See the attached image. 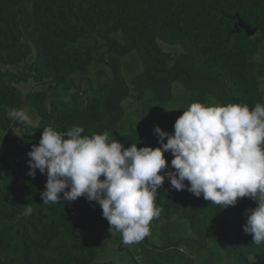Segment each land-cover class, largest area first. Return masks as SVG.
<instances>
[{
    "label": "trees",
    "instance_id": "16d2710c",
    "mask_svg": "<svg viewBox=\"0 0 264 264\" xmlns=\"http://www.w3.org/2000/svg\"><path fill=\"white\" fill-rule=\"evenodd\" d=\"M237 19L255 35L235 32ZM262 69L264 0H0V154L12 144L0 155V264H114L98 261L108 246L106 230L91 228L107 222L101 207L84 197L45 204L46 175H28L27 153L45 127L111 134L132 117L116 140L159 147L153 128L127 110L174 106L176 85L188 106L251 109L264 104ZM11 108L26 109L32 123L9 119ZM174 122L164 120L163 131L172 134ZM155 203L159 221L183 222L189 235H167L161 246L147 236L133 255L112 228L132 264H197L216 254L224 263L264 264V243L243 232L245 210L256 207L250 198L222 209L165 178Z\"/></svg>",
    "mask_w": 264,
    "mask_h": 264
},
{
    "label": "clouds",
    "instance_id": "9594fccd",
    "mask_svg": "<svg viewBox=\"0 0 264 264\" xmlns=\"http://www.w3.org/2000/svg\"><path fill=\"white\" fill-rule=\"evenodd\" d=\"M7 115L32 123L24 108L8 109ZM173 127L169 134L154 126L160 145L155 148L124 147L107 131L88 136L80 126L65 132L45 127L38 145L27 153L28 175L34 178L37 169L46 175L40 193L45 204L79 197L95 201L127 245L150 236V223L161 212L155 200L165 178L173 189L202 195L222 209L250 198L256 207L245 210L243 232L252 235L255 245L264 243V104L250 109L193 102ZM166 152L173 157L170 165ZM32 212L26 206L23 215Z\"/></svg>",
    "mask_w": 264,
    "mask_h": 264
},
{
    "label": "rangeland",
    "instance_id": "374dc122",
    "mask_svg": "<svg viewBox=\"0 0 264 264\" xmlns=\"http://www.w3.org/2000/svg\"><path fill=\"white\" fill-rule=\"evenodd\" d=\"M130 66H132V67L134 66L133 67L134 69L137 68V64H135L133 62H131ZM22 88L25 91L28 90V87L23 86ZM179 88L180 87L177 85L174 86L173 103H175V105L174 106L167 105L165 107H161L162 111L160 113H158L159 111H157L156 109L154 110L151 107H149L147 105V103H144V104L139 105V106L138 105L134 106L130 110H127V113L130 116H133V115L136 116L141 121V123L142 122L146 123V124L150 125L152 128H154L155 125H158L161 128V130H163L164 120H168V122H173L180 115H182L183 110H186L188 108L187 101L184 100V97L179 98V97H181L180 93H178V91L181 92L179 90ZM183 96H184V94H183ZM158 110H160V109H158ZM157 119H158V121H156ZM134 123H136V122L133 120L132 117L126 118L123 125L119 129L112 132L110 134V136L113 135L115 139L118 138L119 136L123 135L124 133H127L132 128V125H134ZM13 134H14V136H16L18 134V131L15 130L13 132ZM11 146H12V144L8 143V146H7L8 149L7 150L10 151V149H12ZM9 151H7L6 154H4V155H1V154L0 155L2 157H4V156L7 157ZM99 214L102 216V209L101 208L99 209ZM180 225H181V223L177 222L176 220H172L170 222H162V221H159L157 218L153 219L150 223V232H151L150 241H151V243H153V244L156 243L157 245H159L160 241L163 239V235L165 232H167V233L172 232L173 236H176L174 234L175 230L173 228L176 226L180 227ZM91 228H93L94 230H98V229L106 230L105 231V234H106L105 240L107 241L108 246L105 250H103L99 253V255H98V261L99 262H111L114 264H132V262L130 261V259L126 255V252L117 251L119 248L118 244L120 243L121 239L119 237H117L115 232L112 231V228H110L108 221L104 222V223H94V224H92ZM188 232L189 231L187 230L186 235L185 236L182 235L181 237L188 236L189 235ZM93 237L94 236L92 235V238ZM124 246L127 247L133 255L136 254V248L133 244L132 245L125 244ZM210 250H211V247L209 246L204 254L205 255L208 254V252ZM202 261L204 262L205 259L201 260V262ZM208 264H226V263H224L222 260H220V255L216 254L213 261H211V263H208Z\"/></svg>",
    "mask_w": 264,
    "mask_h": 264
},
{
    "label": "crops",
    "instance_id": "0c3cea01",
    "mask_svg": "<svg viewBox=\"0 0 264 264\" xmlns=\"http://www.w3.org/2000/svg\"><path fill=\"white\" fill-rule=\"evenodd\" d=\"M260 73H259V75H261V76H259L260 78L261 77H263L264 78V69H262V70H260L259 71ZM156 219V218H155ZM179 223H181V225H180V227H178V226H176V227H174L173 229L175 230V232H174V234L176 235L175 237H177V236H185L186 235V232H187V230H188V227L186 226V224H184L183 222H179ZM187 227V228H186ZM178 233V234H177ZM188 234H189V232H188ZM167 235H169V236H173V233L171 232V233H167V232H165L164 233V235H163V239L160 241V243H159V245H157L156 243H154L156 246H161L162 244H163V242H164V238L167 236ZM207 255V254H206ZM207 259V258H206ZM208 263H211V262H208ZM207 263V261L205 260L204 262L202 261L201 262V259L197 262V264H208ZM226 264H229V263H226Z\"/></svg>",
    "mask_w": 264,
    "mask_h": 264
},
{
    "label": "water",
    "instance_id": "95a60500",
    "mask_svg": "<svg viewBox=\"0 0 264 264\" xmlns=\"http://www.w3.org/2000/svg\"><path fill=\"white\" fill-rule=\"evenodd\" d=\"M235 32L242 30L246 36L252 37L255 35L256 30H251L248 26H246L241 20L237 19L236 24L234 25Z\"/></svg>",
    "mask_w": 264,
    "mask_h": 264
},
{
    "label": "bare ground",
    "instance_id": "6f19581e",
    "mask_svg": "<svg viewBox=\"0 0 264 264\" xmlns=\"http://www.w3.org/2000/svg\"><path fill=\"white\" fill-rule=\"evenodd\" d=\"M7 152V151H6ZM100 235V234H99ZM102 236V235H101ZM180 237V236H179ZM88 240V239H87ZM167 241V240H166ZM94 243V242H93Z\"/></svg>",
    "mask_w": 264,
    "mask_h": 264
}]
</instances>
